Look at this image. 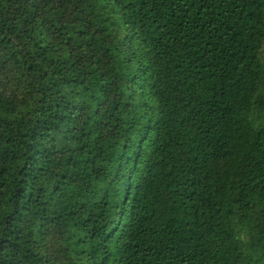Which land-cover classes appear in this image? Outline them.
<instances>
[{
  "label": "trees",
  "instance_id": "obj_1",
  "mask_svg": "<svg viewBox=\"0 0 264 264\" xmlns=\"http://www.w3.org/2000/svg\"><path fill=\"white\" fill-rule=\"evenodd\" d=\"M264 0H0V264H263Z\"/></svg>",
  "mask_w": 264,
  "mask_h": 264
},
{
  "label": "rangeland",
  "instance_id": "obj_2",
  "mask_svg": "<svg viewBox=\"0 0 264 264\" xmlns=\"http://www.w3.org/2000/svg\"><path fill=\"white\" fill-rule=\"evenodd\" d=\"M264 264V263H263Z\"/></svg>",
  "mask_w": 264,
  "mask_h": 264
}]
</instances>
